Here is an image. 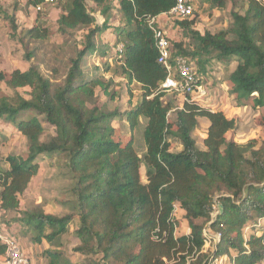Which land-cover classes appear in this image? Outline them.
<instances>
[{
  "label": "trees",
  "instance_id": "1",
  "mask_svg": "<svg viewBox=\"0 0 264 264\" xmlns=\"http://www.w3.org/2000/svg\"><path fill=\"white\" fill-rule=\"evenodd\" d=\"M46 1L29 0L28 5L37 9ZM116 1L121 15L116 43L124 46L117 59L127 85L141 88L139 103L123 114L98 105L96 90L110 96L111 83L96 75L85 77L81 66L95 52L106 58L98 53L97 37L107 25L94 26L87 2L106 17L110 0H72L58 20L59 31L83 28L88 33L62 86L54 90L53 82L34 67L15 70L9 77L0 71V120L16 127L28 147L26 158L7 157L8 169L0 172V210L4 214L19 211V197L39 174L38 159L57 156L65 160L74 182L79 226L72 233L73 216L39 210L23 213L21 222L33 233V244L49 246L43 254L48 264H79L74 261L76 255L84 258V264H211L222 257L230 264L264 263V136L260 147L256 140L238 144L227 138L238 123L224 112L187 102L174 109L165 102V94L158 90L167 73L158 64L148 21L168 14L176 0ZM211 1L224 8L229 0ZM242 1L247 10L232 13L229 31L201 35L192 29V22L181 25L200 40L199 52H215L221 61L237 62L229 77L230 94L238 107L251 103L259 111L264 109V0ZM49 38V29L37 25L23 31L19 41L27 47ZM171 45L189 60L197 54L180 43ZM32 59V54L26 55L27 61ZM3 83L14 97L1 95ZM20 89L31 90L29 100L18 93ZM173 111L175 118L170 121ZM28 112L36 116L20 120ZM40 117L55 129L47 142L41 141L45 129ZM117 118L125 120L133 133L140 122L145 124L143 158L133 136L125 145L115 139ZM200 119L209 122L204 150L194 138ZM261 127L264 131V117ZM172 140L181 144V152H171ZM177 206L190 229V234L180 237L175 235ZM247 228L251 229L248 238ZM206 230L214 237L211 250L205 249ZM5 253L0 241V259Z\"/></svg>",
  "mask_w": 264,
  "mask_h": 264
},
{
  "label": "rangeland",
  "instance_id": "2",
  "mask_svg": "<svg viewBox=\"0 0 264 264\" xmlns=\"http://www.w3.org/2000/svg\"><path fill=\"white\" fill-rule=\"evenodd\" d=\"M28 2L29 0H0V71L9 77L15 70L25 72L34 67L53 82L54 90H56L65 83L71 61L83 49L88 31L83 28L66 33L59 31L58 20L71 6L72 0H60L48 4L42 11L29 7ZM109 5L111 11L105 17L102 10L93 3L87 2V10L95 18L94 26L102 28L105 24L107 25L106 29L97 37L98 53L106 54V58H99L97 52L92 53L84 60L81 68L85 77L96 75L111 83L110 96H106L99 88L96 90L100 108L123 114L140 101L142 90L137 84L127 85L125 78L122 77L121 64L117 59L118 46L116 43V31L121 27V15L118 1L110 0ZM246 10L247 4L242 0H229L224 8H220L211 0H195L194 17L187 21L192 22V29L201 35L205 33L217 34L230 30L233 22L232 13L244 14ZM37 25L49 29L50 38L44 42H31L27 47H24L19 41L22 32ZM171 25V28L168 27L171 42L182 44L189 53H197L191 61L197 64L196 74L200 79V84L208 90L206 103L200 105L203 107L212 105L208 109L216 112L223 109L227 118L236 119L237 129L227 136L228 139L243 145L256 140L260 147L264 136L261 127L264 109L256 111L252 108L251 103H248L249 106L238 107L235 97L230 94L229 77L237 67V62L234 59L221 61L215 52L210 54L199 52L200 40L185 30L180 20L171 21ZM28 54L33 55L31 61L26 60ZM1 89L2 96L14 97V92L8 89L4 83L1 84ZM18 93L26 100L30 99V89H20ZM182 100V97L175 94H165L164 97V101L171 103L174 109L181 108ZM35 116L36 114L33 112L23 113L20 120L27 121ZM174 118L175 111L170 114L169 119L173 121ZM40 119L45 129L41 141L47 142L55 136V129L45 122L44 117H40ZM113 127L116 129L115 139L123 145L127 144L133 136L136 151L143 158L146 151L143 138L145 124L140 122L139 127L133 133L125 120L117 118L113 122ZM205 135L206 126L201 122L194 133V138L202 150L205 149L203 143ZM182 149L178 141L172 140V153H179ZM27 155V139L16 127L0 120V172L6 171L7 157L26 158ZM37 163L40 165L39 174L32 180L28 190L19 197V211L3 214L0 218V229L4 234L15 237L23 250L30 253V264H48L47 258L43 256L45 246H35L32 238L33 233L25 230V226L21 223L23 213L39 210L52 216L71 215L75 218L70 225V230L73 233L79 226L78 210L73 194L74 182L65 160L57 156L40 157ZM141 177L142 181L146 183V168L143 165ZM174 215L178 222L175 235L180 237L188 235L187 233L190 234L184 212L177 208ZM245 233L248 238L251 229L247 228ZM208 239L210 246L205 249L211 250L214 245V237L208 234ZM69 240V237H66L64 241L68 243ZM74 261L79 264L85 263L84 258L79 255L75 256Z\"/></svg>",
  "mask_w": 264,
  "mask_h": 264
},
{
  "label": "built area",
  "instance_id": "3",
  "mask_svg": "<svg viewBox=\"0 0 264 264\" xmlns=\"http://www.w3.org/2000/svg\"><path fill=\"white\" fill-rule=\"evenodd\" d=\"M60 0H47L45 5L38 7L37 11H42L48 4L59 2ZM195 14V0H176L175 7L163 16L171 21H186ZM158 18V17H157ZM157 18H150L149 27L154 33L156 48L158 50V64L161 65L167 77L161 84L158 93L175 94L184 99V102L198 105L206 109L200 104L206 103L208 98V90L202 84L196 74V62L185 58L181 53L172 50V45L168 35L157 26ZM124 46L117 48L118 58H120ZM178 207H175V211ZM4 213L0 210V218ZM209 231L204 232V236L208 237ZM219 236L215 237L218 241ZM0 241L6 248L5 255L0 259V264H30V259L25 254L20 242L13 236L4 234L0 229ZM210 246L207 241L206 247ZM205 247V248H206ZM227 257L215 260L211 264H229Z\"/></svg>",
  "mask_w": 264,
  "mask_h": 264
},
{
  "label": "crops",
  "instance_id": "4",
  "mask_svg": "<svg viewBox=\"0 0 264 264\" xmlns=\"http://www.w3.org/2000/svg\"><path fill=\"white\" fill-rule=\"evenodd\" d=\"M157 26L159 27V28H161L167 35H168V37L170 38V36H169V32H168V30H170L169 28H171V20H169V19H166L163 15L162 16H159L158 18H157ZM169 27V28H168ZM170 41H171V39H170ZM183 99V98H182ZM183 101V104L181 105V108L183 107V105H184V99L182 100ZM139 103V102H138ZM137 103V104H138ZM136 104V105H137ZM214 104V103H213ZM208 105H206V108L208 109V108H210V106H212V105H209L208 107H207ZM180 108V109H181ZM220 111V110H219ZM222 112H224L225 113V111H223V109L221 110ZM201 122H203L204 124H205V126H206V133H207V130H208V128H209V122H208V120H206V119H200L199 120V124L201 123ZM229 135V134H228ZM182 147V146H181ZM6 169H8V165H6ZM178 207V206H177ZM178 210H181L180 209V207H178ZM187 234H189V233H187ZM35 246H37V245H35ZM42 246H45V251L46 250H48L49 249V246L46 244V243H43L42 244ZM25 252V254L27 255V257L30 259V263H31V257H30V253L27 251H24ZM229 264L231 263L230 261L228 262ZM263 264V263H262Z\"/></svg>",
  "mask_w": 264,
  "mask_h": 264
},
{
  "label": "water",
  "instance_id": "5",
  "mask_svg": "<svg viewBox=\"0 0 264 264\" xmlns=\"http://www.w3.org/2000/svg\"><path fill=\"white\" fill-rule=\"evenodd\" d=\"M220 209H222V207L220 206Z\"/></svg>",
  "mask_w": 264,
  "mask_h": 264
},
{
  "label": "clouds",
  "instance_id": "6",
  "mask_svg": "<svg viewBox=\"0 0 264 264\" xmlns=\"http://www.w3.org/2000/svg\"><path fill=\"white\" fill-rule=\"evenodd\" d=\"M187 21V20H186Z\"/></svg>",
  "mask_w": 264,
  "mask_h": 264
}]
</instances>
